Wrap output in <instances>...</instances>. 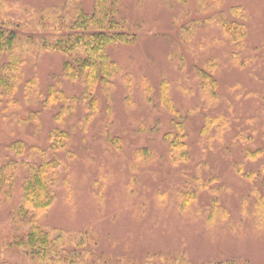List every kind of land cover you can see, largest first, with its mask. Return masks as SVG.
Segmentation results:
<instances>
[{
    "label": "rangeland",
    "instance_id": "1",
    "mask_svg": "<svg viewBox=\"0 0 264 264\" xmlns=\"http://www.w3.org/2000/svg\"><path fill=\"white\" fill-rule=\"evenodd\" d=\"M94 2L0 0V264H264V0H115L131 38L87 93L65 64ZM44 159L47 257L18 212Z\"/></svg>",
    "mask_w": 264,
    "mask_h": 264
},
{
    "label": "trees",
    "instance_id": "2",
    "mask_svg": "<svg viewBox=\"0 0 264 264\" xmlns=\"http://www.w3.org/2000/svg\"><path fill=\"white\" fill-rule=\"evenodd\" d=\"M116 8L115 0H95L92 12L85 13L82 9L80 10L79 28L77 32L73 33L74 40L68 49L73 51V48L80 46L84 53L74 63L68 60L65 64V71L72 74L73 78H79L85 72L87 93L93 91L100 84L104 87L107 86L106 88L110 87L112 77L118 68L117 62L108 52V45L129 41L131 38L128 32L119 28L115 16ZM17 34V31L0 28V49L9 50L12 48ZM48 46L50 47V45ZM48 46L44 44V47ZM57 48L58 44L52 45V49ZM66 48L61 50L67 52ZM179 134L175 139L176 147L183 152L181 144L184 137L183 132H179ZM56 135L57 139L53 146L55 149H59L62 140L68 138V133L58 130ZM58 141L59 143H57ZM38 148L42 154H46L44 149ZM248 156H253V154L248 152ZM55 166V161L47 162L45 159L42 164L38 165L24 187L18 210L19 215L28 218L30 222L27 244L31 249L43 250L46 257L54 250V241L50 240L48 232L40 225L39 217L49 209L54 199L52 187L55 179L50 178L49 171Z\"/></svg>",
    "mask_w": 264,
    "mask_h": 264
}]
</instances>
